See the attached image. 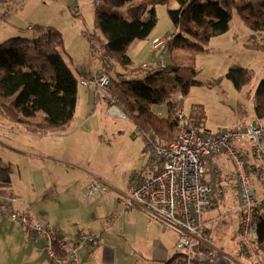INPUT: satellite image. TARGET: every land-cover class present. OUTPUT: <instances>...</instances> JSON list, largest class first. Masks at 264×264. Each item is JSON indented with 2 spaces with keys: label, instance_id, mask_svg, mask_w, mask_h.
Here are the masks:
<instances>
[{
  "label": "rangeland",
  "instance_id": "374dc122",
  "mask_svg": "<svg viewBox=\"0 0 264 264\" xmlns=\"http://www.w3.org/2000/svg\"><path fill=\"white\" fill-rule=\"evenodd\" d=\"M76 3L81 9L80 16L74 15L73 6L67 0H1L0 43L19 34V29L28 37L32 36L31 31L27 30L29 24L55 25L63 38L62 54L66 56L75 76L90 77L93 74L92 62L99 63V60L95 57L90 59L89 40L85 36H91L94 32L100 38L103 36L94 27V0H76ZM168 6L176 7V2L170 0L167 4L155 6L157 23L149 38L136 40L129 46L128 54L134 65L148 64L153 67L170 61L165 45L159 44L152 48L150 41L153 36L161 39L170 31ZM249 35V29L233 12L229 30L210 40L209 52L195 54L197 79L203 84L188 89L182 109L187 114L191 107L202 105L205 127L212 133L245 127L252 121L264 125L263 119L256 120L253 116L251 98L258 82L264 78V54L247 47ZM257 38L260 39L259 36ZM140 44L144 50L136 53L135 46ZM232 64L254 71L252 81L241 91L234 90L227 79L220 77ZM218 77L220 79L215 80ZM106 90L95 93L103 95ZM247 91L251 94H246ZM104 101L106 106L96 104L89 114L86 108L78 109L68 132L41 135L57 134L47 141L41 137L28 139L26 134L16 131V128L25 131L21 125L10 123L0 116V157L9 163L12 178V183L0 193L21 198L16 193H22L18 188L22 189L31 210H35L38 203L46 208V220L42 218L38 221L48 224L58 235H62L61 232H74L83 223L90 222L91 212H101L100 199L107 194L106 203L112 216L107 222L104 240L102 238L103 241L99 242H104L102 248L106 249V254L86 255L81 263L116 264L120 261L123 264H158V258L174 253L176 234L141 213L137 207L123 210L116 201L118 193L125 192L129 178L144 174L158 163L152 158L151 147H147L129 118L123 120L111 117L105 108L108 101ZM153 111L160 116L166 113L163 105L153 106ZM17 148L32 151V154H23L16 151ZM52 155H57L63 165L55 164V160L50 161L48 157ZM212 163L225 175L222 179L225 192L219 206L206 212L211 242L237 261L248 263L250 258L242 255L239 248V203L237 191L231 186L232 181L236 182L233 167L226 159L216 158ZM83 172L88 173L89 181L96 178L106 183L111 192L89 203L82 200V177L88 178ZM35 199L36 204L33 202ZM45 245V239L41 238L36 243L31 242L23 226L0 215V264H50L46 251L40 253L38 250ZM255 254L264 264V242L263 249L256 250Z\"/></svg>",
  "mask_w": 264,
  "mask_h": 264
},
{
  "label": "trees",
  "instance_id": "16d2710c",
  "mask_svg": "<svg viewBox=\"0 0 264 264\" xmlns=\"http://www.w3.org/2000/svg\"><path fill=\"white\" fill-rule=\"evenodd\" d=\"M168 1L99 0L93 22L103 38L95 32L90 37L85 36L89 40L91 57L99 60L98 72L106 73L109 79L101 99L115 98L116 105L141 133L147 147L151 142L166 147L175 138L178 113L183 112L182 102L188 89L203 84L197 79L195 54L210 51V40L229 30L233 12L250 31L247 47L264 54V0H174L176 7H167L171 29L164 43L170 61L162 66H148V69L134 65L128 54L129 46L148 37L157 23L155 6ZM27 30L32 36L20 31L21 34L0 43V116L21 125L31 134L66 131L74 117L79 79L62 54V34L52 25L39 23L27 25ZM138 74L141 75L137 79ZM253 75L251 68L232 64L220 77L227 79L234 90L241 91L250 84ZM246 94L251 93L247 91ZM251 98L254 118L264 120V78L258 82ZM155 105L165 106L164 116L153 111ZM187 118L203 135L218 133L205 127L202 105L191 107ZM240 148L239 152L249 162L248 147ZM216 158L228 160L223 154L210 160L204 178L213 190L209 209L219 206L225 192L222 186L225 175L218 166L211 164ZM10 172L9 163L0 157V192L10 185ZM233 174L236 182L232 181L231 186L237 191L235 171ZM257 212L255 252L263 249L264 204ZM237 214L239 222L241 212L238 209ZM208 232L210 229H207L209 235ZM174 256L175 252L159 264H169Z\"/></svg>",
  "mask_w": 264,
  "mask_h": 264
},
{
  "label": "built area",
  "instance_id": "2783aa9c",
  "mask_svg": "<svg viewBox=\"0 0 264 264\" xmlns=\"http://www.w3.org/2000/svg\"><path fill=\"white\" fill-rule=\"evenodd\" d=\"M73 13L81 15L76 0H67ZM99 0H94L98 5ZM90 37V35H86ZM169 36L154 38L152 48L164 44ZM161 66V65H160ZM142 68L148 69L147 64ZM79 84L99 92L107 88L109 79L104 72H94L90 77H81ZM107 113L112 117L127 120V115L108 99ZM179 125L175 138L166 146L149 143L153 159L158 163L144 174L129 178L118 203L124 210L137 207L149 218L163 224L176 234L175 256L169 264H263L257 259L253 242L257 238L254 221L264 204V125L252 122L237 129H224L216 134L203 135L198 127L188 120L187 114L178 113ZM242 146V147H241ZM248 147L250 161L239 152ZM219 154L225 155L234 168L237 178L239 248L249 257L248 263L232 258L214 246L207 234L206 212L211 203L212 187L204 178L210 160ZM109 191L103 181L93 178L81 193V199L90 201ZM0 193V215L24 227L33 243L45 239V250L52 264H79L78 250L86 245H96L101 234L85 228L74 235H58L48 224L38 221L30 212L29 203L15 195Z\"/></svg>",
  "mask_w": 264,
  "mask_h": 264
},
{
  "label": "crops",
  "instance_id": "0c3cea01",
  "mask_svg": "<svg viewBox=\"0 0 264 264\" xmlns=\"http://www.w3.org/2000/svg\"><path fill=\"white\" fill-rule=\"evenodd\" d=\"M17 0H14V2H16ZM34 24H38V23H34ZM29 25H31V24H29ZM52 25V24H51ZM52 26H54L56 29H58V27L57 26H55V25H52ZM59 30V29H58ZM21 30L19 29V30H17V32L19 33V34H21V32H20ZM150 35V34H149ZM149 35H148V37L146 38V39H148L149 38ZM153 38H155V36H153L151 39H150V41L151 40H153ZM134 43V42H133ZM132 43V44H133ZM150 43V42H149ZM131 44V45H132ZM136 47V53H140L142 50H144V46L143 45H139L138 47L137 46H135ZM88 55H89V57H91V55H90V49L88 50ZM148 55V54H147ZM146 55V56H147ZM65 58H66V56H64ZM132 58V57H131ZM91 60H92V57L90 58ZM67 60V59H66ZM67 63H68V61H67ZM148 65V64H147ZM149 65H152V63H149ZM70 66V65H69ZM139 66H141V65H139ZM72 68V67H71ZM99 68H100V65H99V63L97 62V63H94V62H92V72L94 73V72H97V71H99ZM142 72V71H141ZM141 74H138V75H136V78L138 79L139 78V76H140ZM81 77H86L85 75H78L77 76V78L79 79V78H81ZM96 104L97 105H101L102 107L103 106H106V104H105V101L104 100H102L101 99V96L99 95V96H97V94L93 91V90H91V89H87V88H84L83 86H81L80 84H78V91H77V99H76V105H75V112H74V117H75V115H76V113L78 112V109H84V108H86V110H87V114H89L90 113V111L91 110H93V108L96 106ZM164 106V105H163ZM74 117H73V119H72V121L70 122V125H69V127H68V129L66 130V131H64V132H61V133H58V134H63V133H66V132H68L69 131V129H70V127H71V125H72V123H73V120H74ZM129 122V121H128ZM131 123V122H130ZM132 124V123H131ZM134 128H135V130L137 131V132H139L137 129H136V127L134 126ZM16 131L19 133H24V134H26V136H27V138L28 139H34V138H37V137H41V139H46L45 141H47L48 139H52L54 136H56L55 134H53V135H45V136H41V135H37V134H31V133H28V132H26V131H19L17 128H16ZM140 133V132H139ZM101 138V135H99V139ZM4 144V143H3ZM4 146H6L5 144H4ZM16 151H19V152H21V153H23V154H32V151H28V152H26V151H21L19 148H17L16 149ZM57 155H52L51 157H48L49 158V160L51 161V160H55V164H58V165H63L62 163H63V161L61 160V159H57V157H56ZM152 158H153V155H152ZM157 165V164H156ZM156 165H154L155 167H156ZM74 166H78V165H74ZM151 168V167H150ZM150 170V169H149ZM11 173V172H10ZM83 174H85L87 177H88V173L87 172H83ZM138 175V174H137ZM89 178L90 177H88V178H86V177H82V181H83V183H82V188H85V186L90 182L89 181ZM11 181H10V184L12 183V178L10 179ZM129 180V179H128ZM14 186V185H13ZM18 190H20L19 192H22V193H16V195H18V196H20L21 197V199H23V200H25V196H24V194H23V190L22 189H20V188H18ZM109 192H111V190L109 191ZM124 193V192H123ZM120 194H122V193H118V195H117V197H116V201H117V204L118 205H120L119 203H118V198H119V195ZM108 195H111L112 197H114L115 198V196H113L111 193H108ZM101 196L102 195H100V196H98V197H96V198H94V199H92V200H96V199H99V198H101ZM105 196V197H104ZM101 199H100V208H101V212H99V211H93V212H91V216H90V222H85V223H83L82 224V226L81 227H78V229L76 230V231H74V232H68V233H64V232H61V234L62 235H64V234H67V235H74V234H77L79 231H81V230H83V229H85V228H91V229H93V230H98L100 233H101V241H103L104 240V235H105V232H106V229L108 228L107 227V222L108 221H110V218H111V216L112 215H110L111 213L109 212V208H108V205H107V198H106V196H107V194L106 195H104ZM23 197V198H22ZM25 201H27V200H25ZM35 201H37L36 199L35 200H33V202L35 203ZM91 201V200H90ZM93 201V202H94ZM28 202V201H27ZM92 202V203H93ZM29 203V202H28ZM87 203H89V201L87 202ZM36 204V203H35ZM37 205V208L35 209V210H31V207H29V209L31 210V212H32V214L34 215V217L37 219V220H39V219H41L42 220V218H44V220H46L45 218H47V215H48V213L45 211V207L44 206H42L41 205V203H38V204H36ZM121 206V205H120ZM121 208H122V206H121ZM123 209V208H122ZM209 209V208H208ZM207 209V210H208ZM124 210V209H123ZM139 210V209H138ZM140 211V210H139ZM142 213V212H141ZM144 214V213H143ZM45 222V221H44ZM99 222V224H97ZM206 225H207V227H209V223H208V218L206 217ZM58 234V233H57ZM209 238H210V240H211V235H210V233H209ZM102 238H103V240H102ZM100 242V241H99ZM104 243V242H103ZM103 243L101 242L99 245L97 244L96 246H90V245H87V246H85V247H82V248H80L79 250H78V257H79V262H80V264H82L83 263V260H84V257L87 255V257L89 256V257H92L93 255H95V256H101L102 254L103 255H105L106 254V249H104V248H102V245H103ZM212 243V242H211ZM174 245H175V242H174ZM175 247V246H174ZM41 249L42 248H38V250H40L39 252L40 253H42L41 252ZM131 250H133V248L131 249ZM175 252V251H174ZM168 257H170V255L169 256H164V257H162V258H158L157 260L158 261H156V263L158 262V264L161 262V261H164V260H166ZM82 262V263H81ZM115 263H116V261H115ZM116 264H123V263H121L120 261H118V263H116Z\"/></svg>",
  "mask_w": 264,
  "mask_h": 264
},
{
  "label": "water",
  "instance_id": "95a60500",
  "mask_svg": "<svg viewBox=\"0 0 264 264\" xmlns=\"http://www.w3.org/2000/svg\"><path fill=\"white\" fill-rule=\"evenodd\" d=\"M255 124V121H252V125H254Z\"/></svg>",
  "mask_w": 264,
  "mask_h": 264
}]
</instances>
